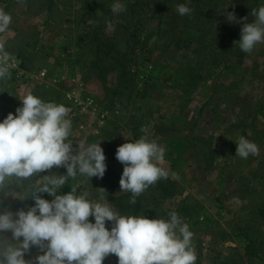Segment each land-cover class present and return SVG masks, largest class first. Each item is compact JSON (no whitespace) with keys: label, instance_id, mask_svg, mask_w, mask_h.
<instances>
[{"label":"rangeland","instance_id":"374dc122","mask_svg":"<svg viewBox=\"0 0 264 264\" xmlns=\"http://www.w3.org/2000/svg\"><path fill=\"white\" fill-rule=\"evenodd\" d=\"M123 2L114 13L113 0H0L12 18L0 32V57L9 58L0 119L29 92L67 106L73 149L99 141L107 167L102 177H69L62 191L78 185L112 205L133 195L120 189L117 146L126 137L157 141L168 175L121 213L177 212L193 232L195 264H264V42L246 52L237 41L239 18L251 22L264 0ZM180 3L191 11L178 14ZM242 135L258 153L235 154ZM64 172L13 179L0 196L6 207L30 206L40 177ZM38 251L32 246L26 259ZM117 260L110 253L103 264Z\"/></svg>","mask_w":264,"mask_h":264},{"label":"clouds","instance_id":"9594fccd","mask_svg":"<svg viewBox=\"0 0 264 264\" xmlns=\"http://www.w3.org/2000/svg\"><path fill=\"white\" fill-rule=\"evenodd\" d=\"M125 7L123 0L111 4L114 13ZM176 10L184 15L191 8L180 3ZM251 12V22L239 18L245 22L237 41L246 52L264 42V4ZM226 16L237 20L232 11ZM11 19L0 8V32L8 28ZM8 59L7 55L0 57V77L9 73ZM21 100L15 113L9 111L0 119V193L13 179L26 180L53 166H64L66 172L43 174L29 193L34 200L30 206L6 207L0 196V264H103L110 253L118 257L117 264H195L193 232L177 212L172 211L167 219L121 213L107 197L90 199L87 193L78 192V185L62 191L69 177H102L107 167L105 152L99 141L80 143L73 149L68 139L72 121L63 103L45 101L31 92ZM236 145L235 154L243 158L259 151L257 143L243 135ZM163 154L164 148L147 136L126 137L117 146L115 155L124 165L120 189L133 194L132 202L149 185L168 175L159 164ZM32 246L39 251L26 259Z\"/></svg>","mask_w":264,"mask_h":264},{"label":"trees","instance_id":"16d2710c","mask_svg":"<svg viewBox=\"0 0 264 264\" xmlns=\"http://www.w3.org/2000/svg\"><path fill=\"white\" fill-rule=\"evenodd\" d=\"M130 195V194H128ZM124 195H122V199H118V201H115V205L113 204V207L119 211V212H123L124 211V208L127 207L128 211H131L132 209H129V208H133L134 206H139V204H136V203H139V202H132L131 200H129L128 198H124L123 197ZM131 196V195H130ZM127 199V200H126ZM131 212H134L133 210Z\"/></svg>","mask_w":264,"mask_h":264}]
</instances>
